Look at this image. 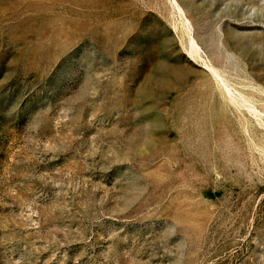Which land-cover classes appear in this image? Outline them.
Returning <instances> with one entry per match:
<instances>
[{
	"label": "rangeland",
	"instance_id": "1",
	"mask_svg": "<svg viewBox=\"0 0 264 264\" xmlns=\"http://www.w3.org/2000/svg\"><path fill=\"white\" fill-rule=\"evenodd\" d=\"M0 264H264V0H0Z\"/></svg>",
	"mask_w": 264,
	"mask_h": 264
}]
</instances>
